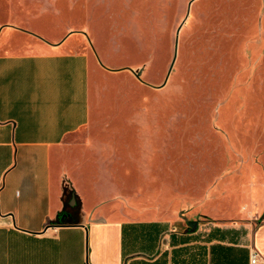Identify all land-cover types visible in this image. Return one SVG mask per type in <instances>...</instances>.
I'll return each instance as SVG.
<instances>
[{
    "label": "crops",
    "instance_id": "obj_1",
    "mask_svg": "<svg viewBox=\"0 0 264 264\" xmlns=\"http://www.w3.org/2000/svg\"><path fill=\"white\" fill-rule=\"evenodd\" d=\"M16 37L0 33V264H249L251 249L264 256V211L249 248L248 224L237 220L261 210L260 182L243 184L247 204L225 200L223 218L213 217L215 204L197 223L195 205L167 197L162 150L153 152L145 134L136 150L135 136L119 129L128 120L101 116L90 84L104 71L91 54L62 40L43 51L2 49ZM64 179L79 197V222H53Z\"/></svg>",
    "mask_w": 264,
    "mask_h": 264
},
{
    "label": "rangeland",
    "instance_id": "obj_2",
    "mask_svg": "<svg viewBox=\"0 0 264 264\" xmlns=\"http://www.w3.org/2000/svg\"><path fill=\"white\" fill-rule=\"evenodd\" d=\"M3 31L18 36L4 50L62 40L88 51L104 71L90 84L101 116L128 120L119 129L135 136L136 150L143 134L162 150L167 197L195 205L197 223L216 206L213 217L223 218L225 200L247 204L243 184L260 182L261 210L237 219L251 246L264 211V0H0Z\"/></svg>",
    "mask_w": 264,
    "mask_h": 264
},
{
    "label": "trees",
    "instance_id": "obj_3",
    "mask_svg": "<svg viewBox=\"0 0 264 264\" xmlns=\"http://www.w3.org/2000/svg\"><path fill=\"white\" fill-rule=\"evenodd\" d=\"M62 200L63 208L59 211L53 222H79L82 214L81 203L78 195L67 179L63 180Z\"/></svg>",
    "mask_w": 264,
    "mask_h": 264
},
{
    "label": "built area",
    "instance_id": "obj_4",
    "mask_svg": "<svg viewBox=\"0 0 264 264\" xmlns=\"http://www.w3.org/2000/svg\"><path fill=\"white\" fill-rule=\"evenodd\" d=\"M249 264H264V256L255 249L249 252Z\"/></svg>",
    "mask_w": 264,
    "mask_h": 264
},
{
    "label": "water",
    "instance_id": "obj_5",
    "mask_svg": "<svg viewBox=\"0 0 264 264\" xmlns=\"http://www.w3.org/2000/svg\"><path fill=\"white\" fill-rule=\"evenodd\" d=\"M190 2L191 1L188 2V8H189V5H190ZM187 12H188V10H187ZM179 28H180V26L176 30V37H175V44H174V53H173V57H172L171 63L169 65V67H168V71H167L166 78H167V76H168V74H169V72H170V70H171V68L173 66V63H174V60H175V57H176V51H177V34L179 32ZM166 78H165V80H166Z\"/></svg>",
    "mask_w": 264,
    "mask_h": 264
}]
</instances>
